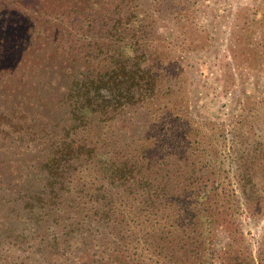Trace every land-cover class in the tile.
<instances>
[{"label": "rangeland", "instance_id": "1", "mask_svg": "<svg viewBox=\"0 0 264 264\" xmlns=\"http://www.w3.org/2000/svg\"><path fill=\"white\" fill-rule=\"evenodd\" d=\"M24 2L18 19L24 30L12 44L14 58L26 66L1 75L0 112L32 108L66 52L80 64L106 58L112 38L108 23L99 29L89 14L74 12V23L67 14L40 18L45 1ZM113 7L116 2H107L97 14L109 9L116 15ZM128 7L124 13L136 15L129 34L157 77L154 96L80 133L96 150L63 163L56 215L4 238L0 264H203L194 255L202 253L195 222L226 209L235 212L242 235L217 219L214 264L230 249L242 257L258 253L264 237V0H130ZM58 122L53 135L61 133ZM46 144L36 148L48 150ZM33 155L43 156L41 149ZM104 156L127 177L106 167ZM27 160L20 170L32 171ZM6 184L5 194L15 189ZM206 189L210 198L200 212L197 197Z\"/></svg>", "mask_w": 264, "mask_h": 264}, {"label": "trees", "instance_id": "2", "mask_svg": "<svg viewBox=\"0 0 264 264\" xmlns=\"http://www.w3.org/2000/svg\"><path fill=\"white\" fill-rule=\"evenodd\" d=\"M44 1V8L42 5L39 6L43 9L39 11L40 18L67 14L74 23V19H77V16L72 18L74 12L79 13L80 17L89 14V21L93 23L95 19L99 29L108 23L105 32L111 31L112 38L106 44L108 48L106 58L83 59V63L80 64L71 58L73 52H66L65 59L58 66V72L40 85L41 96L32 108L26 110L13 108L12 113L0 112V242L15 231H26L34 227L39 220L56 215L53 210L56 203L54 201L60 196V186L65 184L66 173L61 168L63 163L69 162L75 156L79 158L82 155L87 156L97 147L92 144V140L81 137L80 133L91 130L99 122L114 120L123 115L128 108L149 100L154 96L157 85L156 74L150 64L146 63V52L139 48L140 44L135 43V34H129L128 25L136 16L135 12L124 13L129 12L130 0L127 6H123L127 0ZM113 1L117 3V7L113 8L119 10L116 15L115 13L108 15L109 9H103L101 14H97L101 5L106 6L107 2ZM21 3L24 6L19 5ZM34 5L36 4H31ZM23 7H27L23 0H0V77L8 73L15 74L21 64L22 69L26 66V62L14 58L15 45L12 44L13 39L20 43L19 32L24 30L22 21L18 20ZM99 20L102 21L101 24ZM37 23L39 22L33 24ZM32 25L28 26V30L32 29ZM102 31L100 32L103 33ZM122 31L125 35L120 37L119 32ZM114 33L120 37L118 42L114 40ZM8 40L6 46L4 41ZM22 43V46H25L24 44L28 42ZM12 80L13 77L9 79ZM47 109L51 110L52 116L45 114ZM56 119L62 130L60 134L53 135L50 129ZM8 142L11 144L9 150L5 148ZM37 144L48 145V150L36 148ZM40 149L43 154L41 158L40 155H33ZM27 158V164L32 167V171H28V168L21 170L19 168V164L25 162ZM105 158L107 157L104 156L103 159L105 166L115 168V175L127 177L126 173L122 174V168L120 169L115 161L110 162L111 158L106 160ZM7 182L15 189L5 194L3 189ZM208 190L197 197L200 212L204 202L206 205V200L210 198ZM218 218L227 230L234 229L233 231L242 235L235 219V212L226 209L217 217L201 215L199 222L195 223L199 227L197 234L201 239L197 244L199 249L202 248V253L198 250L194 255L200 257L203 264H214V257L218 256L216 248L213 247L212 236ZM222 254L218 264H264V237L255 256L250 254L244 256L246 258L244 259L242 254H237L231 249Z\"/></svg>", "mask_w": 264, "mask_h": 264}]
</instances>
